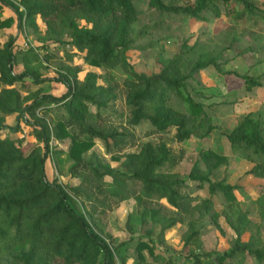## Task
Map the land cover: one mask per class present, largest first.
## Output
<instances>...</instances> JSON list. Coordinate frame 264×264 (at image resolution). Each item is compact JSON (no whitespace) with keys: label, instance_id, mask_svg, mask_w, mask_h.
Listing matches in <instances>:
<instances>
[{"label":"trees","instance_id":"1","mask_svg":"<svg viewBox=\"0 0 264 264\" xmlns=\"http://www.w3.org/2000/svg\"><path fill=\"white\" fill-rule=\"evenodd\" d=\"M138 1L142 0H0L1 34L12 24L16 30L7 32L0 45V264H127L128 258L130 264H151L143 249L152 261H161L153 253L151 228L158 227L160 240L176 223L185 227L183 264H224L228 259L244 264L245 258L264 264V197L256 199L260 235L259 227L238 204L234 193L238 186L225 177L211 179L213 170L227 162L226 155L211 146L199 148L186 178L198 187L205 185L207 195L181 193L185 179L171 168L182 159V150L175 152L163 141H145L137 150L124 152L133 142L131 130L104 123L114 114L109 103L117 98L119 84L130 126L147 123L157 131L172 129L177 142L217 131L203 103L194 99L205 95L200 91L191 95L189 89L206 66L221 72L223 49H202L198 39L189 43L185 38L171 56L158 58L157 71H134L127 50L152 46L138 43L153 27L137 26ZM145 5L168 16L204 22L220 13L231 22L264 29V0L259 4L255 0H145ZM3 6L12 15H1ZM38 21L43 24L41 31ZM31 27L39 44L21 46L17 32ZM238 38L234 34L231 40ZM49 45L65 48L66 60L80 54L82 63L104 72L85 71L78 81L77 66L58 63L48 77L43 70L53 52L46 50ZM249 50L247 46L242 52ZM238 76L246 93L261 85L256 76ZM47 80L60 83L64 91L53 95L40 90ZM8 115L14 116L12 126L5 123ZM23 127L33 141L24 139ZM3 130L21 135L10 139L2 135ZM223 136L230 154L252 162L245 174L264 178V105L242 115ZM64 139L69 140L66 154L71 160L67 171L78 178L74 185L49 181L44 170L48 154L60 152L51 151L52 140L62 143ZM95 140L103 144L110 160L119 161L121 169L91 150ZM215 196L222 204L219 216L234 234L221 252L203 251L199 239L205 218L218 232L222 230L212 209ZM128 198L136 208L124 222L128 239L119 241L104 230L103 216L110 201ZM145 224L150 226L145 231L147 240L133 237L135 228ZM133 239L130 255L127 250ZM163 263L177 264L170 259Z\"/></svg>","mask_w":264,"mask_h":264},{"label":"rangeland","instance_id":"2","mask_svg":"<svg viewBox=\"0 0 264 264\" xmlns=\"http://www.w3.org/2000/svg\"><path fill=\"white\" fill-rule=\"evenodd\" d=\"M165 1L178 2L179 0ZM255 1L259 4L263 0ZM135 6L140 11L137 26H153L144 37L138 40L139 45L148 43L152 44V46L141 50L132 48L126 52L129 62L136 72L149 74L157 71L159 68L158 58L171 56L177 51L180 42L185 38H188L189 43L194 39H198L202 49H223L220 63L221 72L216 71L210 65L206 66L200 73L196 74L195 81L190 82L191 87L189 89L191 95L195 91H200L205 95L203 98L194 96V99L203 103L209 120L217 126V131L204 138L190 137L184 141L177 142L172 136V129L157 131L147 123L130 126L127 124V109L123 104V94L120 91L119 84L116 90L117 98L109 103V110L113 111L114 114L105 119V125H112L113 127L124 126L126 129L131 130L133 142L130 146L124 148V152L137 150L139 145L145 141L152 143L163 141L175 152L178 149L182 150V159L171 170L177 172L181 178L185 179L186 185L180 189V192L197 197H205L207 191L205 185L198 187L195 182L186 178L189 167L196 157L199 148L211 146L219 150L222 154L226 155L227 162L223 166L221 165L213 170L211 179L217 180L225 177L227 183L238 186V189L234 191L238 204L243 210L247 211L249 220L259 227L260 235H262V220L259 215V206L256 199L260 196L264 197V178H253L245 174V171L252 165V162L237 158L229 153L223 132L231 129L245 113L256 110L261 105H264V29L257 26L248 27L243 22H231L220 13L219 15L212 16L208 22H204L178 15L168 16L164 13L147 9L145 0L135 2ZM5 8L4 6L2 7L1 15L7 14ZM221 11L222 7L220 6ZM36 27L41 31L43 24L38 21ZM31 29L32 27L25 30V32H17V41L21 46L27 47L28 45L39 44L35 40V35ZM6 33L4 32L0 35V45L6 37ZM234 34L239 38L232 42L231 37ZM227 45L230 46L226 48ZM247 46L251 50L242 52ZM51 49H53V52L47 60L48 67L43 70L44 75L48 77H52L54 68L58 63L77 66L81 70L78 81H81L85 71H93L99 74L104 72L101 68L82 63L79 57L80 54H77V56L73 55L71 59L66 60L64 57V52L66 51L63 50L65 48L49 45L46 50ZM234 72L236 73L235 75L233 74ZM240 74L258 77L261 85L246 93L243 89L242 79L238 76ZM113 77L117 81L116 77ZM98 82L100 83L101 80H98ZM39 89L53 95H59L64 91L60 83L52 80H47L40 84ZM89 108L90 111H94L93 106H89ZM54 113L52 111L50 115ZM5 121L8 126H12L14 116L8 115ZM21 131L25 140L33 141L29 135L28 128L23 127ZM1 133L10 139H15L21 135L19 132H10L8 130H3ZM68 143V139H64L62 143L52 140L51 151L59 150L60 152L55 154L49 153L44 162L46 178L49 181L62 184H77L78 178L67 171L71 163L66 154ZM218 144L221 148L216 147ZM91 150L96 151L114 168L121 169L119 161L109 159V154L105 152L103 144L100 141L95 140ZM88 153H85L83 156L87 157ZM109 204L110 207L103 216L104 230L116 240H127L129 233L125 229L124 222L127 215L136 208L134 200L128 198L121 201H110ZM212 209L217 214V222L222 230L218 232L205 218L199 237L200 248L203 251L221 252L230 244L234 234L223 221V218L219 216L222 204L218 196L213 198ZM149 228V224H145L142 227L137 226L132 235L146 241L147 235L145 231ZM184 229L183 224L176 223L171 228L165 230L163 237L159 240L156 237L158 227H152L149 235L154 243L153 253L158 254L161 261H152V257L143 249L142 253L147 263L165 264L163 262L166 259H170L171 262H176L177 264L185 263V252L181 247V234ZM135 240H131L132 242L129 244L127 250L128 254L131 253V244ZM211 258H213V255ZM245 261L244 264H255L249 258H245ZM126 263L130 264L131 259L128 258ZM232 263L233 261L230 259L224 261V264Z\"/></svg>","mask_w":264,"mask_h":264},{"label":"crops","instance_id":"3","mask_svg":"<svg viewBox=\"0 0 264 264\" xmlns=\"http://www.w3.org/2000/svg\"><path fill=\"white\" fill-rule=\"evenodd\" d=\"M5 10H7V11H6L7 14H5V15H12V13L9 11V9L5 8ZM5 15H4V16H5ZM3 31H4V32L14 33V32H15V26H14V24H12L9 28L4 29ZM0 35H1V32H0ZM5 123H6V121H5ZM6 124H7V123H6ZM249 168H250V167H249ZM253 178H257V177H253Z\"/></svg>","mask_w":264,"mask_h":264}]
</instances>
